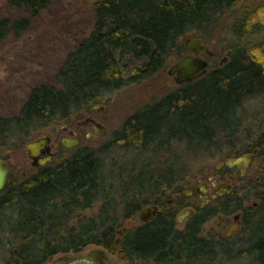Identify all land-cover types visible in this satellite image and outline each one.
I'll return each mask as SVG.
<instances>
[{
	"label": "trees",
	"instance_id": "16d2710c",
	"mask_svg": "<svg viewBox=\"0 0 264 264\" xmlns=\"http://www.w3.org/2000/svg\"><path fill=\"white\" fill-rule=\"evenodd\" d=\"M8 1L31 14L51 2ZM235 1L94 0L93 25L58 70L59 86L34 85L15 115L0 118V148L14 145L11 136L28 140L103 93L159 72L171 55L179 57L188 50L183 41L188 34L208 36ZM27 26V18H0V44ZM262 89L264 65L237 47L227 62L131 115L122 134L142 146L167 136L185 139L188 147L202 145L218 128H233L239 101ZM253 147L264 154L262 141ZM115 188L106 183L97 155L86 149L34 169L16 184H6L0 190V246L8 251L6 263L44 264L58 253L78 252L88 244L120 252L127 264L216 263L214 256L226 247V240L202 233L206 217L200 212L184 230L173 229L171 218L161 214L152 222L117 232L140 203L125 196L127 187L124 192ZM116 195L125 198L119 197V202ZM99 199L97 213L80 216L79 210ZM258 215L249 244L264 263V214Z\"/></svg>",
	"mask_w": 264,
	"mask_h": 264
},
{
	"label": "rangeland",
	"instance_id": "374dc122",
	"mask_svg": "<svg viewBox=\"0 0 264 264\" xmlns=\"http://www.w3.org/2000/svg\"><path fill=\"white\" fill-rule=\"evenodd\" d=\"M93 1L51 0L45 9L31 14L8 0H0V18L28 19L24 31L0 44V118L15 115L34 85L59 86L58 70L63 66L68 53L88 34L93 25ZM187 37L201 38L204 48L192 53L185 40ZM183 41L188 47L184 54L192 53L206 58L207 70L230 60V54L237 47H243L251 57L264 65V0H236L233 7L208 32V36L191 33ZM174 54L159 72L140 82L103 93L89 106L73 111L67 119L44 124L36 136L47 134L59 145V153L53 161H60L80 149L92 150L100 160L106 183L123 192V186L127 187L125 196L129 200L138 199L140 209L164 191L171 193L179 187L187 191L188 186L200 183L208 174L217 173L227 158L239 156L242 150L260 144L261 141L264 143V89L253 91L239 101L233 112L236 121L233 128L226 130V126L217 127L213 138L204 141L202 145L188 147L185 139L167 136L142 146L133 142L127 134L123 135L124 122L131 115L181 88L183 83H175L173 75L168 73L170 65L181 57ZM92 108L95 109L92 111ZM87 115L100 122L101 127L92 129L88 124L80 128L82 133L75 146L65 148L60 145L61 138L70 137L61 126L65 123L69 128H75L76 123L70 122L69 118L73 116L80 121ZM11 141L14 145L9 149L0 148V157L9 151L6 158L8 164L16 169V174L25 171L28 177L34 168L24 152L27 140H21L15 135L11 136ZM256 153L250 168L252 170L264 163V154L259 147ZM261 174L263 178V170ZM240 181L242 184L237 191L241 198H236L240 205L251 204L256 200L258 192L264 190L262 179L258 185H250L246 178H240ZM138 182H141V190ZM115 197L119 202L122 201L119 197L123 196ZM101 201H94L90 207L79 210L80 216L88 217L97 213ZM262 204L260 208H264V198ZM138 210L132 218L122 220L117 232L140 223ZM259 213L264 214V210L256 212L253 220L258 219ZM229 220H232V215ZM213 222L211 220L204 225V234H211ZM245 232L242 228L233 239L224 241L225 246L231 249L217 252L214 256L216 264L259 263L256 255L246 249L250 247L252 231L246 232L248 235ZM94 249H103L107 264H127L120 252H112L95 244H88L78 252H68V255L78 257ZM62 254L54 255L44 264H53ZM7 255L6 248L0 246V264H8Z\"/></svg>",
	"mask_w": 264,
	"mask_h": 264
},
{
	"label": "flooded vegetation",
	"instance_id": "af4514ba",
	"mask_svg": "<svg viewBox=\"0 0 264 264\" xmlns=\"http://www.w3.org/2000/svg\"><path fill=\"white\" fill-rule=\"evenodd\" d=\"M203 48L204 45L202 48H199L196 52H193L192 49L190 50L192 51V53H197ZM93 109L95 108H92L91 110L93 111ZM72 117L69 118V121L75 122L76 127L69 128V125L66 124L67 126L64 131L68 133V136L77 141L75 145L78 143L80 135L82 133V129L80 128L88 124L91 125L92 129H97L101 127V123L90 115H87L86 117H84L83 120L80 121H78L76 117H73L74 120H71ZM58 137L59 136H57V138ZM50 145L56 151V154L54 155L55 158L59 153V145L56 144V141H52V138ZM60 145L64 146L65 148H71L63 145L62 138L60 139ZM256 151V147L249 146L248 148L242 150L239 156L234 155L230 158H227L234 160L240 156L246 157L247 154L252 155V157L247 159V161L241 160L238 163H232L231 166L227 164L226 159L224 162H222V168H220L217 173L213 172L211 174H208L205 179L200 181V183L193 186H188L187 191L186 189L180 188L179 186V188L172 191L171 193H167L164 191L161 195H159V197L153 199L146 206H144L150 207V209L153 211V214L149 218H140L141 209H143L144 207L138 210V219L140 223L152 222L157 216L165 214L171 218L173 229L184 230L189 220H191L193 216H197L200 212L206 217L205 220L201 222L200 228L202 233L204 225L211 220L214 221V225L212 226V231L209 235L213 236L216 239L222 238L226 241H230L242 228H244V230L249 233V231H252V225L255 222L253 218L256 216V212H259L261 210V205H263L262 203L264 198V190L261 191L262 195L260 192H258L256 200H253L251 204L243 203L242 205H240V202H238L236 198H241L237 191L242 184L240 178H246L250 185H258L261 182V179L264 180V177L261 178V171L263 170L264 172V163L260 164V167H256V169H250L251 164L256 157ZM54 158L50 162H54ZM5 161L7 165V179L5 185L16 184V182H19V180L26 178L27 174L25 171H19L16 174V169L12 168L8 164L6 158ZM31 161L32 160L30 159V162ZM31 166L36 169L43 165L34 166L31 163ZM166 195L169 196L166 197ZM186 210H190L188 212V215L182 216L181 220H179V215L185 213ZM230 215H232L231 221L229 220ZM235 223L236 227L229 231L228 229ZM248 233H246V235H248ZM229 249L231 248L224 246L220 248L221 251H228ZM246 249H248L250 253L253 252L252 247H247ZM90 252L91 251L87 252L84 255H87ZM60 256L69 258L72 257L69 256L68 253H63Z\"/></svg>",
	"mask_w": 264,
	"mask_h": 264
},
{
	"label": "water",
	"instance_id": "95a60500",
	"mask_svg": "<svg viewBox=\"0 0 264 264\" xmlns=\"http://www.w3.org/2000/svg\"><path fill=\"white\" fill-rule=\"evenodd\" d=\"M187 45L193 52H196L199 48L203 47L201 43V38L195 37L190 39L187 37L186 39ZM208 67V60L206 58H202L197 55H193L191 53L184 54L181 56L175 63L170 65L168 68V73L173 75V79L175 83L180 84L183 82L191 81L201 77L206 71ZM71 120H74L72 117ZM66 124L64 123L61 126V129L66 128ZM77 141L71 137L62 138L63 145L67 147H72L75 145ZM51 136L47 134H42L27 140L24 143V152L25 154L32 160L31 163L34 166L44 165L47 162H50L56 151L51 147ZM9 153V151H7ZM8 153H6L5 157H0V190L4 187L7 179V165L5 158L8 157ZM252 157L251 154H247L246 157L240 156L236 159H227L226 162L231 166L232 163H238L241 160L247 161ZM190 210H186L185 213L179 215V220H181L182 216L188 215ZM153 214V211L150 207H144L141 209L140 218L147 219ZM236 227V223L232 225L228 230L234 229ZM53 264H105L103 249H94L87 255L81 257H59L54 260Z\"/></svg>",
	"mask_w": 264,
	"mask_h": 264
},
{
	"label": "bare ground",
	"instance_id": "6f19581e",
	"mask_svg": "<svg viewBox=\"0 0 264 264\" xmlns=\"http://www.w3.org/2000/svg\"><path fill=\"white\" fill-rule=\"evenodd\" d=\"M80 257V256H79Z\"/></svg>",
	"mask_w": 264,
	"mask_h": 264
}]
</instances>
